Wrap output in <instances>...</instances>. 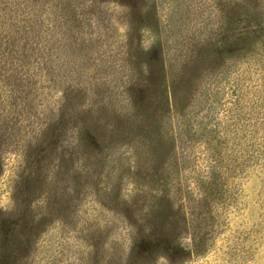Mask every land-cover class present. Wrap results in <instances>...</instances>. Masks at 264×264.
<instances>
[{"label":"rangeland","instance_id":"1","mask_svg":"<svg viewBox=\"0 0 264 264\" xmlns=\"http://www.w3.org/2000/svg\"><path fill=\"white\" fill-rule=\"evenodd\" d=\"M245 1L255 0H55L50 42H61L64 64L45 66L49 76L38 72L40 41L11 27L18 33L0 69V210L21 206L29 222L53 206L56 222L3 264L110 263L76 223L81 213L68 232L59 222L86 160L106 177V204L145 225V246L166 243L152 264H264V155L242 166L238 128L251 108L237 107L260 91L264 111V35L245 32L251 18L264 26V13ZM31 122L50 135L37 141ZM208 165L219 178L213 199L196 184L208 183ZM142 177L168 186L132 203L125 195Z\"/></svg>","mask_w":264,"mask_h":264},{"label":"trees","instance_id":"2","mask_svg":"<svg viewBox=\"0 0 264 264\" xmlns=\"http://www.w3.org/2000/svg\"><path fill=\"white\" fill-rule=\"evenodd\" d=\"M54 1L55 0H0V69L3 63L9 61V59L6 58L8 55L7 50L9 46L13 47L14 45L16 38L13 33H18V31L11 30V27H15L16 24L21 26L22 31L30 33L33 38L36 37V40L40 41L39 44H36L38 58L42 60L40 67H38V72L41 74L47 73L49 76L51 72H48L46 67L50 68L52 61H60V66L64 64L63 58H61V54H63L61 42H59L58 45L51 44L50 42L53 35L57 34L55 29L57 28L56 25L50 21L51 17L49 19V15H53L51 13V7ZM65 1L68 2V0ZM244 5L245 8L246 5H249V7L257 10L259 14H257L256 17L261 16L260 11L264 13V0H255L252 3H250V1H245ZM260 5H262L261 9L258 8ZM57 7L58 6H56V9ZM48 8L50 9L48 10ZM44 10H47L48 13L42 12ZM37 13H39L41 17L48 14L47 23L37 20L31 23L30 18L33 16L37 17ZM57 18H60V15L58 17H52L53 21L57 20ZM247 22L248 26L253 27L246 29L245 32L247 34H251V36L257 37V39L264 35L263 25H260V23L255 24V19L253 18L247 20ZM37 23L43 26L41 32L44 37H39L38 34L37 36L35 35V27H33L32 24L36 25ZM232 46V44H228L221 50L227 52L231 51ZM44 70H46V72H43ZM80 86H82V84ZM217 93L218 90H216V92L210 91L208 97H214ZM260 93V91L254 93L253 100H250L247 96H243L241 98L242 102L239 100L237 103V107L240 104L243 108H245V106L246 109L251 108V112L249 111L243 115L245 118L244 125L242 128L241 126L238 128V130L242 132L243 141L246 142V145L243 146L242 153V166L245 168L257 161L255 159L264 155V111L261 109L263 108V96L258 95ZM247 101L250 105H248ZM0 106H2L3 109L5 108L2 101L0 102ZM230 117H233V114H231ZM240 119L243 118H239L241 123ZM251 121H253V125L250 126L249 122ZM34 124L35 122H31L29 126H31L30 131L33 132V136L36 137L37 141H40V137L47 138L50 135L51 130L48 128L41 130ZM38 137L40 138L39 140ZM44 140L42 139V141ZM209 149L212 151L211 147H209ZM28 161L29 159L25 162ZM18 162L21 163V159H19ZM230 163L235 162L230 161ZM209 169L211 170L209 171ZM213 170L214 168L208 165V183H205V179H198L196 182L199 188L198 192H200L201 195L204 194L205 199H208V197L213 199V192L219 191V178ZM101 174L96 164L91 163L90 160H86L80 167V174L72 176L75 187L70 191V194L68 193L67 199L61 202V204L64 205L63 211H60L62 214L61 218L64 219V221H59L62 226V233L63 231L68 232V226L73 225L72 219L76 218L78 214L81 213L82 215H80L79 220H76V223L78 224L80 222L85 232L89 233L93 231V233L97 235L96 239H98V244H100V246L97 247H99V250L103 253V260L107 261V259H109V264H152V259L157 257L160 251L166 250V243L164 245L154 244L150 247L145 246L147 240V234L143 231L145 225L133 222L130 219V214L126 210V207L116 204V207L112 209L106 204L105 199L108 198L107 193L110 192V188L107 185V180L105 181L104 179L106 177ZM164 186H168V183L162 181V179L159 180V178H155L149 180L142 177L141 187L139 189L135 188L125 196L126 199L134 203L139 197L138 194L146 192L151 195L152 191L156 192L157 190H161ZM114 190L115 188L113 187L112 191ZM174 193L175 192H173V194ZM217 193L219 195V192ZM10 199H13V197H10ZM86 205L88 207L87 209L91 212L83 210V207ZM54 208L53 206L43 207L39 214H34V216L31 215L33 217H31L29 222L25 221L26 209L21 206H12L9 210H0V264L10 261V258L15 257L18 252H28V247H34V243L39 240L40 235L50 227L51 223L56 222L50 220V215L54 214L51 212ZM110 210H114L117 213L112 215V220H109L106 216ZM92 214L93 216H91ZM91 218H94V223H92L94 225L89 223ZM25 227L28 229L23 231L22 228ZM74 228L76 229V227ZM119 229L120 231L118 232ZM112 235H116L119 238H112ZM110 239L111 243H108Z\"/></svg>","mask_w":264,"mask_h":264}]
</instances>
